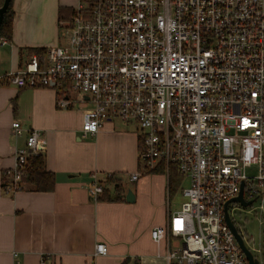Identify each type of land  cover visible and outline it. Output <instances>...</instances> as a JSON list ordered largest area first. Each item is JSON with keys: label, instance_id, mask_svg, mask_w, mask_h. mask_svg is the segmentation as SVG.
<instances>
[{"label": "built area", "instance_id": "1", "mask_svg": "<svg viewBox=\"0 0 264 264\" xmlns=\"http://www.w3.org/2000/svg\"><path fill=\"white\" fill-rule=\"evenodd\" d=\"M73 11L59 21L64 45L0 78L17 89H54L59 109L84 107V136L117 119L137 125L142 170L131 182L162 165L177 168L188 181L181 207L151 231L158 245L182 242L166 254L169 263L249 264L225 207L243 190L264 219V0H80ZM12 129L22 133L19 121ZM41 137L29 130L17 151L8 172L15 187L43 151ZM104 191L96 179L91 195ZM234 204H242L228 210L245 242ZM107 254L96 245V256Z\"/></svg>", "mask_w": 264, "mask_h": 264}, {"label": "crops", "instance_id": "2", "mask_svg": "<svg viewBox=\"0 0 264 264\" xmlns=\"http://www.w3.org/2000/svg\"><path fill=\"white\" fill-rule=\"evenodd\" d=\"M79 1L13 0V36L0 44V77L23 68L35 55L29 49L56 45L61 9L74 10ZM57 97L54 89H17L0 78V264H171L165 256L175 249L172 239L158 245L151 231L166 227L180 209L182 202L173 206L172 199L177 192L182 198L187 179L162 165L131 182L142 170L137 125L119 120L122 128L113 120L96 136H84V107L59 109ZM15 121L20 135L12 129ZM31 129L42 132L47 169L55 174L49 192L16 188L8 175ZM96 179L105 185L98 198L90 193ZM146 197L154 207L143 212ZM97 244L108 254L96 256Z\"/></svg>", "mask_w": 264, "mask_h": 264}, {"label": "trees", "instance_id": "3", "mask_svg": "<svg viewBox=\"0 0 264 264\" xmlns=\"http://www.w3.org/2000/svg\"><path fill=\"white\" fill-rule=\"evenodd\" d=\"M12 2L10 4L8 11L5 14L2 27L0 30V38L7 41H10L13 36V20L15 14L13 11ZM3 3L4 0H0V7L3 5ZM73 12L74 11L69 8L61 9L60 19L69 18L70 15L71 16L73 15ZM29 52L32 54H44L45 49L44 48L29 49ZM111 177L107 179L109 183L111 184L113 183L115 187L121 185L118 184L117 181ZM55 185H56L55 174L47 169L46 156L44 151H41L30 158L28 165L22 171L21 181L18 183L16 187L27 191L49 192L54 189ZM176 189L177 186L171 185V191H176ZM104 194L105 192L102 195ZM107 199L110 200L111 198L107 196Z\"/></svg>", "mask_w": 264, "mask_h": 264}, {"label": "rangeland", "instance_id": "4", "mask_svg": "<svg viewBox=\"0 0 264 264\" xmlns=\"http://www.w3.org/2000/svg\"><path fill=\"white\" fill-rule=\"evenodd\" d=\"M69 18H71V15L69 16ZM62 32H63L62 29L58 31V39L56 45L58 44L64 45V41L61 38ZM80 108H81L80 106H75V109H80ZM116 121H117L116 126L122 128L126 127L124 124L120 123L119 120ZM248 173L250 175H256L257 169L252 168L251 170L248 171ZM181 202H183V200L181 198L180 193L177 192L172 199V205L176 206ZM148 204H151L149 198L142 203L141 209L143 212L145 211L147 212L148 210L152 211L154 205H152V208H148ZM256 206L257 205L255 204L251 207H242L239 204H234L231 206L230 210H231V216L236 222L237 226L239 227L241 232L245 233V242L247 247L254 253L255 256H257L259 259H262V255L259 254L257 250L264 248V226H262V223H264V219L263 220L259 219L258 217L259 214H256L255 212ZM172 245L174 246V248H179L182 245V242L180 240L172 239Z\"/></svg>", "mask_w": 264, "mask_h": 264}, {"label": "water", "instance_id": "5", "mask_svg": "<svg viewBox=\"0 0 264 264\" xmlns=\"http://www.w3.org/2000/svg\"><path fill=\"white\" fill-rule=\"evenodd\" d=\"M13 0H4L3 5L0 7V30L2 27V23L5 17L6 12L8 11L10 4ZM40 150H43V147H41ZM132 192H129V194L127 195V201L132 202L133 200H131V196L133 197V195L131 194ZM231 202H239L242 204L243 207H247L251 204V202H245L244 198H243V190L240 194L239 197L233 199L232 201H230L229 203L226 204L225 207V216H226V222L229 225L231 231L233 232V234L235 235L238 243L240 244L243 252L245 253V255L247 256L248 260H249V264H259V261L257 259L254 258L252 252L247 248V246L245 245V242L241 236V234L238 231V228L236 227V225L233 223L230 214H229V204Z\"/></svg>", "mask_w": 264, "mask_h": 264}]
</instances>
